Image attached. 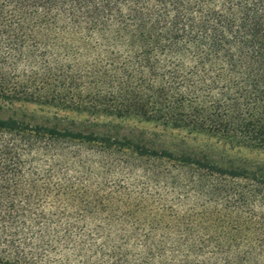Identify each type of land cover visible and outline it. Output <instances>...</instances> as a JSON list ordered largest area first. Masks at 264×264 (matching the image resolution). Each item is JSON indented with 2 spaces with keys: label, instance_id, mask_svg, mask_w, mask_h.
I'll list each match as a JSON object with an SVG mask.
<instances>
[{
  "label": "trees",
  "instance_id": "16d2710c",
  "mask_svg": "<svg viewBox=\"0 0 264 264\" xmlns=\"http://www.w3.org/2000/svg\"><path fill=\"white\" fill-rule=\"evenodd\" d=\"M0 102L264 149V0H0ZM86 145L111 160L108 172L126 158L128 182L112 185L105 205L92 202L100 192L89 201L77 190L79 217L106 218L96 228L111 237L103 242L59 224L75 186L58 180L67 166L39 157L79 158ZM140 170L147 182L135 184ZM263 193V169L0 114V264H62L72 250L91 251L89 264H264V212L254 204ZM63 245L70 251L55 261Z\"/></svg>",
  "mask_w": 264,
  "mask_h": 264
},
{
  "label": "rangeland",
  "instance_id": "374dc122",
  "mask_svg": "<svg viewBox=\"0 0 264 264\" xmlns=\"http://www.w3.org/2000/svg\"><path fill=\"white\" fill-rule=\"evenodd\" d=\"M0 114L12 115V114H23L26 117L39 122H52L64 127H71L75 129H82L84 131H101L106 134H118L126 135L128 137L140 138V140L159 148H169L180 151L192 150L194 152L205 154L214 157L215 159L236 167L243 168H258L264 170V149H254L245 146L231 145L215 137H211L205 134L188 133L182 130H171L162 127L155 122H143L138 119L126 118L117 119L112 117H106L104 115H92L88 113H77L73 110L60 109L53 106H45L41 104L34 103H14L12 105L0 102ZM79 147L78 145H72ZM80 149V150H79ZM79 149L71 150V154L74 156L76 152L79 153L78 157L67 158H51L48 155L39 156L45 162H57L65 165L69 168L66 175L60 173L61 182L67 181L68 183L74 184L75 192L77 198H75L74 204L72 205L67 202L64 206L62 205L60 212L59 224L62 225H73L76 223L81 224V226H86L92 232H90V237L97 239L98 242H103L106 235L110 239L111 237L104 232L97 231V227L105 226V219L97 217H79L78 208L82 209L79 205V201L82 200L81 195L77 193V190L83 195H87L88 200L95 195L96 192H100L97 196H94L92 202H99L105 199L103 205L107 203V194L112 185H117L119 182H123L128 179L127 169L125 167L126 158L119 156V159L115 161L113 165H110L109 172L107 171L108 165L111 160L108 157L96 156L97 147L94 145H86ZM83 161V162H82ZM131 163H136L130 160ZM142 164H147L144 166L145 169L150 168L152 162L142 161ZM140 164V163H139ZM90 172V174H88ZM144 175L143 171L136 172L134 178L131 179L132 182L136 183H146L147 180L142 179ZM128 182V181H127ZM131 183V182H130ZM237 184L245 186L247 190L253 189L252 183H246L244 181H237ZM85 198V197H84ZM86 199V198H85ZM96 199V200H95ZM255 205L257 208L264 212V193L257 195L254 198ZM119 205L117 204L116 207ZM116 208L115 206H113ZM48 212L50 214H56V208L54 206L48 205ZM123 209L116 213L115 218L122 216ZM64 214V216H62ZM117 218V226L120 224ZM144 218V215H142ZM56 220V218H55ZM74 232V231H73ZM94 234V235H93ZM77 234H73L75 237ZM114 237V236H113ZM76 239V238H74ZM66 245L57 246L56 257H53L55 261L58 260V256L63 253L70 251V248H65ZM95 256L91 251H71V254L65 255V262L59 261L62 264H89L94 260Z\"/></svg>",
  "mask_w": 264,
  "mask_h": 264
}]
</instances>
